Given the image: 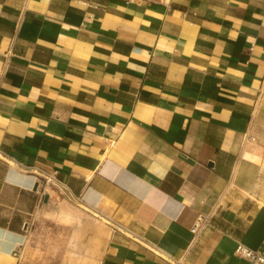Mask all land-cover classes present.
I'll return each instance as SVG.
<instances>
[{"label":"crops","instance_id":"0c3cea01","mask_svg":"<svg viewBox=\"0 0 264 264\" xmlns=\"http://www.w3.org/2000/svg\"><path fill=\"white\" fill-rule=\"evenodd\" d=\"M38 170L96 264L264 256V0H0V264H67L16 256Z\"/></svg>","mask_w":264,"mask_h":264},{"label":"rangeland","instance_id":"374dc122","mask_svg":"<svg viewBox=\"0 0 264 264\" xmlns=\"http://www.w3.org/2000/svg\"><path fill=\"white\" fill-rule=\"evenodd\" d=\"M53 196V203L39 210L30 221L23 261H32L45 255L67 264H96L103 245L107 242L108 224L65 195L55 192ZM61 204L88 213L86 230H78L74 224L61 220L54 214ZM42 210L47 211L46 214H40ZM74 253L76 257L72 256Z\"/></svg>","mask_w":264,"mask_h":264},{"label":"built area","instance_id":"2783aa9c","mask_svg":"<svg viewBox=\"0 0 264 264\" xmlns=\"http://www.w3.org/2000/svg\"><path fill=\"white\" fill-rule=\"evenodd\" d=\"M34 175L36 176L37 185L39 187L41 186L40 191L42 194L47 192V188H50L54 190L55 192H58L60 194L67 196L68 189L64 185V183H62L57 178V172L48 173V172H42L38 170L36 171ZM200 228H201V223L197 222L194 228L192 229V233L197 234ZM24 248H25V245H22L17 250L16 256L18 258L22 257ZM235 253L241 258L249 260L252 264H264V256L260 252L251 250L241 244L237 246Z\"/></svg>","mask_w":264,"mask_h":264},{"label":"water","instance_id":"95a60500","mask_svg":"<svg viewBox=\"0 0 264 264\" xmlns=\"http://www.w3.org/2000/svg\"><path fill=\"white\" fill-rule=\"evenodd\" d=\"M47 200H48V195H45L44 201L47 202Z\"/></svg>","mask_w":264,"mask_h":264},{"label":"bare ground","instance_id":"6f19581e","mask_svg":"<svg viewBox=\"0 0 264 264\" xmlns=\"http://www.w3.org/2000/svg\"><path fill=\"white\" fill-rule=\"evenodd\" d=\"M38 213H39V212H38ZM41 213H42V212L40 211V214H41ZM95 216H97V217H98V215H96V214H95Z\"/></svg>","mask_w":264,"mask_h":264}]
</instances>
